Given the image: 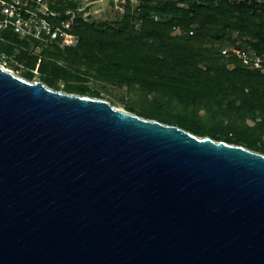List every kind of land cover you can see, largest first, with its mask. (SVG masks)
<instances>
[{"label":"water","instance_id":"water-1","mask_svg":"<svg viewBox=\"0 0 264 264\" xmlns=\"http://www.w3.org/2000/svg\"><path fill=\"white\" fill-rule=\"evenodd\" d=\"M0 264H264V155L0 68Z\"/></svg>","mask_w":264,"mask_h":264},{"label":"trees","instance_id":"trees-1","mask_svg":"<svg viewBox=\"0 0 264 264\" xmlns=\"http://www.w3.org/2000/svg\"><path fill=\"white\" fill-rule=\"evenodd\" d=\"M78 7L58 8L75 11L78 42L65 51L52 42L39 56L0 31V53L22 65V79L101 100L107 87L135 93L129 113L264 155V72L221 54L264 52V0H140L139 11L97 19Z\"/></svg>","mask_w":264,"mask_h":264},{"label":"built area","instance_id":"built-area-1","mask_svg":"<svg viewBox=\"0 0 264 264\" xmlns=\"http://www.w3.org/2000/svg\"><path fill=\"white\" fill-rule=\"evenodd\" d=\"M72 0H0V31L11 30L30 40L34 54L41 55L44 47L56 42L65 51L78 42L72 33L74 10L61 12L58 8ZM78 11L88 9L85 19L100 18L107 11L118 15L139 11L140 0H75ZM157 20V17H154ZM177 32V30H176ZM192 32H189L191 35ZM224 57H236L249 70L264 72V52L252 48L231 47L221 51ZM0 68L21 78L22 65L0 53ZM36 82V81H34Z\"/></svg>","mask_w":264,"mask_h":264},{"label":"rangeland","instance_id":"rangeland-1","mask_svg":"<svg viewBox=\"0 0 264 264\" xmlns=\"http://www.w3.org/2000/svg\"><path fill=\"white\" fill-rule=\"evenodd\" d=\"M23 72V69H21L20 76ZM38 81L37 76H33L31 82ZM61 86L58 87L60 89ZM138 96L135 93H132L131 95L128 94L125 90H119L115 87H107V92L103 93V98L114 105L113 107L119 110H124V102H127L130 100V98H137ZM121 100H124L123 102ZM125 111V110H124Z\"/></svg>","mask_w":264,"mask_h":264}]
</instances>
